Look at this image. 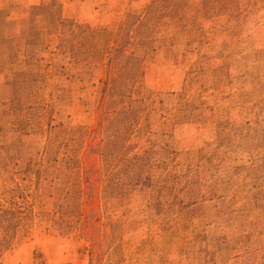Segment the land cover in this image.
<instances>
[{
	"label": "rangeland",
	"instance_id": "374dc122",
	"mask_svg": "<svg viewBox=\"0 0 264 264\" xmlns=\"http://www.w3.org/2000/svg\"><path fill=\"white\" fill-rule=\"evenodd\" d=\"M0 264H264V0H0Z\"/></svg>",
	"mask_w": 264,
	"mask_h": 264
}]
</instances>
